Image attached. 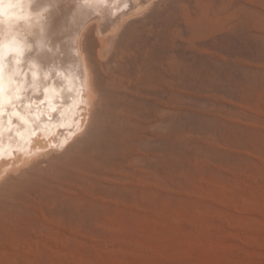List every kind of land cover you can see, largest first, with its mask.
<instances>
[{
	"label": "rangeland",
	"instance_id": "obj_1",
	"mask_svg": "<svg viewBox=\"0 0 264 264\" xmlns=\"http://www.w3.org/2000/svg\"><path fill=\"white\" fill-rule=\"evenodd\" d=\"M106 42L90 131L9 176L0 220L30 174L100 178L2 220L0 264H264V0H156Z\"/></svg>",
	"mask_w": 264,
	"mask_h": 264
},
{
	"label": "bare ground",
	"instance_id": "obj_2",
	"mask_svg": "<svg viewBox=\"0 0 264 264\" xmlns=\"http://www.w3.org/2000/svg\"><path fill=\"white\" fill-rule=\"evenodd\" d=\"M155 1L0 0V71L5 88L0 186L13 173L68 150L90 131L102 81L95 70L101 61L90 52L99 47L101 57L107 36L117 34L126 21ZM88 35L92 37L89 44ZM116 62L107 84L121 88L128 87V82L138 89L142 67L128 66L123 71L124 60ZM72 172L41 181L37 174H30L33 178L20 191L10 187L0 222L18 221L43 207H54L72 198V190L78 197L83 184L100 178L95 171Z\"/></svg>",
	"mask_w": 264,
	"mask_h": 264
},
{
	"label": "snow or ice",
	"instance_id": "obj_3",
	"mask_svg": "<svg viewBox=\"0 0 264 264\" xmlns=\"http://www.w3.org/2000/svg\"><path fill=\"white\" fill-rule=\"evenodd\" d=\"M4 95H5L4 76H3V72L0 71V114H2ZM9 103H11V99L9 100Z\"/></svg>",
	"mask_w": 264,
	"mask_h": 264
}]
</instances>
